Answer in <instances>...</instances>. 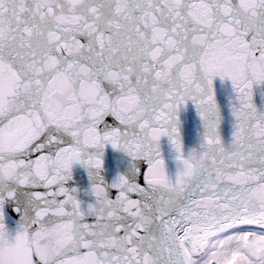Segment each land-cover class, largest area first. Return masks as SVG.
I'll use <instances>...</instances> for the list:
<instances>
[{"label":"snow or ice","instance_id":"6c2138e0","mask_svg":"<svg viewBox=\"0 0 264 264\" xmlns=\"http://www.w3.org/2000/svg\"><path fill=\"white\" fill-rule=\"evenodd\" d=\"M0 264H264V0H0Z\"/></svg>","mask_w":264,"mask_h":264},{"label":"water","instance_id":"95a60500","mask_svg":"<svg viewBox=\"0 0 264 264\" xmlns=\"http://www.w3.org/2000/svg\"><path fill=\"white\" fill-rule=\"evenodd\" d=\"M110 119V118H109ZM193 129H194V122H193ZM193 140L195 139V137H194V131H193V135H192V137H191ZM141 183H143V181H142V179H141ZM136 197L135 196H133V199H135Z\"/></svg>","mask_w":264,"mask_h":264},{"label":"rangeland","instance_id":"374dc122","mask_svg":"<svg viewBox=\"0 0 264 264\" xmlns=\"http://www.w3.org/2000/svg\"><path fill=\"white\" fill-rule=\"evenodd\" d=\"M245 230H250V229L246 227Z\"/></svg>","mask_w":264,"mask_h":264}]
</instances>
